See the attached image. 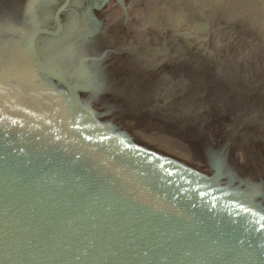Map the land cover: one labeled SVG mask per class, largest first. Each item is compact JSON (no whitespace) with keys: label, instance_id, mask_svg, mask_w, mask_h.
I'll return each mask as SVG.
<instances>
[{"label":"water","instance_id":"95a60500","mask_svg":"<svg viewBox=\"0 0 264 264\" xmlns=\"http://www.w3.org/2000/svg\"><path fill=\"white\" fill-rule=\"evenodd\" d=\"M63 2L0 0V264H264V0Z\"/></svg>","mask_w":264,"mask_h":264},{"label":"flooded vegetation","instance_id":"af4514ba","mask_svg":"<svg viewBox=\"0 0 264 264\" xmlns=\"http://www.w3.org/2000/svg\"><path fill=\"white\" fill-rule=\"evenodd\" d=\"M64 3H66V0H64L63 4ZM63 4L59 5L58 7L62 6ZM75 12L77 13L76 10ZM66 13L62 14L60 17L62 24ZM39 26L42 27V25ZM52 26H54V20L52 23H49L43 27L52 28ZM56 39L58 38L41 36L36 42L37 51L42 54L40 51V42L42 46L47 48V46H49V44H51V42ZM8 42L9 43L7 44V47L9 49L7 53L4 56H0V92L2 94L17 95V92H21L22 89H25V94L27 96H32L33 89L31 88V85L34 82H38L39 80L43 82L44 89H46L45 85L47 87H51L52 84L55 83L47 77L40 75V72L35 66H33L27 51V46L24 44L23 47V42L26 43V40L23 41L21 38L15 35L14 38L11 37Z\"/></svg>","mask_w":264,"mask_h":264}]
</instances>
